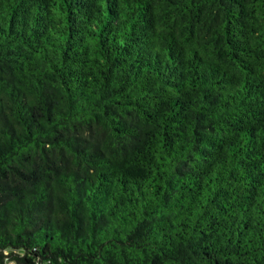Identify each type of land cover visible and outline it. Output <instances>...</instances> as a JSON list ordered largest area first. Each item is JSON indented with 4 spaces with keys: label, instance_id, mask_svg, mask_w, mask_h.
<instances>
[{
    "label": "trees",
    "instance_id": "obj_1",
    "mask_svg": "<svg viewBox=\"0 0 264 264\" xmlns=\"http://www.w3.org/2000/svg\"><path fill=\"white\" fill-rule=\"evenodd\" d=\"M264 264V0H0V264Z\"/></svg>",
    "mask_w": 264,
    "mask_h": 264
},
{
    "label": "rangeland",
    "instance_id": "obj_2",
    "mask_svg": "<svg viewBox=\"0 0 264 264\" xmlns=\"http://www.w3.org/2000/svg\"><path fill=\"white\" fill-rule=\"evenodd\" d=\"M10 264H13L12 262H10Z\"/></svg>",
    "mask_w": 264,
    "mask_h": 264
}]
</instances>
